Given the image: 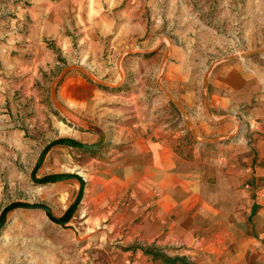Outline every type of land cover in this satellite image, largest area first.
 Returning a JSON list of instances; mask_svg holds the SVG:
<instances>
[{"label":"crops","instance_id":"0c3cea01","mask_svg":"<svg viewBox=\"0 0 264 264\" xmlns=\"http://www.w3.org/2000/svg\"><path fill=\"white\" fill-rule=\"evenodd\" d=\"M230 1L225 4L230 6ZM24 3L29 6L24 8ZM246 9L258 20L264 0H247ZM84 12L51 0H0V200L3 178H24L16 167L17 154L35 155L33 142L24 138L26 130L34 132L43 124L46 108L40 103L49 74L58 68V59L72 57L67 33L81 28ZM177 53L185 59L169 63V90L195 134L217 140L180 145L177 138L185 133L159 116L156 102L148 105L146 114L126 117L112 135L105 133L113 147L105 148L104 165L92 162V173L105 174V185L95 189L105 198L94 205L113 222L110 231H117L116 221L129 229L123 246L134 253L110 256L98 264H166L133 249V241L143 247L190 249L195 264H264V55L215 65L204 89L208 69L183 51ZM93 61H100L97 54ZM139 61L135 57L121 62L124 80L134 74L136 87L154 78V71L140 72ZM105 63L97 75L113 76L115 70ZM87 85L89 116L98 101L117 103V96ZM70 94L77 100L75 84ZM139 97L134 94L132 102L139 105ZM67 197L60 195V201ZM118 206L124 208L121 213ZM41 256L43 263L54 264L52 250H41Z\"/></svg>","mask_w":264,"mask_h":264},{"label":"rangeland","instance_id":"374dc122","mask_svg":"<svg viewBox=\"0 0 264 264\" xmlns=\"http://www.w3.org/2000/svg\"><path fill=\"white\" fill-rule=\"evenodd\" d=\"M51 1L63 7L85 8L80 15L84 24L67 33L74 52L70 60L58 59V68L49 74L45 98L40 103L46 108L41 113L43 124L34 132L26 130L24 138L33 142L31 149L35 155H26L25 159L20 154L16 156V167L22 170L24 178L2 179L5 185L0 217L7 206L42 204L52 220L43 209L9 210L0 227V264H45L41 250L46 249L55 253L54 264H98L110 256L118 255L119 259L121 253L132 251L123 246L129 229L116 221L117 231H110L113 222L94 205L105 198L98 197L95 191L96 185H105V174L92 173V162L104 165V150L113 147L105 133L112 135V130L122 126L126 117L139 111L146 114L148 105L156 102L159 116L168 119L165 121L175 131L185 133L177 138L180 145L202 146L205 140L216 141L190 133L186 112L169 90L166 80L169 63L185 59L177 53L183 51L190 61L210 69L230 58L264 48V14L258 20L252 19L246 9L247 0H231L230 6L225 4L226 0ZM27 6L24 3V8ZM93 45L97 46L95 50ZM96 54L100 58L97 63L93 61ZM262 55L264 51L250 59ZM135 57L140 60L141 73L154 71L150 84L145 79L144 85L136 87L134 74H128L124 80L121 62ZM245 60L248 59L235 61ZM103 61H109L108 66L113 67V76H98L101 67L107 66ZM204 74L205 78L207 72ZM87 83L102 94L117 96V103L98 101L92 117L89 116ZM73 84L78 89L77 100L70 94ZM134 94L140 96L139 105L132 102ZM135 105L141 108L135 111ZM108 106L116 108L107 111ZM34 137L37 139L33 141ZM60 195L68 197L60 201ZM123 210L118 206V212ZM133 223L138 224L139 220ZM133 242V249L160 250L167 259L177 257L181 258V264H195L189 258L190 249H161L154 244L143 247L142 242ZM128 257L131 259L132 255Z\"/></svg>","mask_w":264,"mask_h":264},{"label":"water","instance_id":"95a60500","mask_svg":"<svg viewBox=\"0 0 264 264\" xmlns=\"http://www.w3.org/2000/svg\"><path fill=\"white\" fill-rule=\"evenodd\" d=\"M263 51H264V48H261L260 50H256V51L248 52V53L243 54V56L230 58V59H228V60H230V61H235V60L250 59L251 57H253V56H255V55H257V54H259V53H261V52H263ZM210 70H211V68L208 69L207 74H206L205 78L203 79V81H204L203 88H204V89H206V86H207V81H206V79H207V75L209 74V71H210ZM171 99H172V97H171ZM175 103L178 105V103H177L176 101H175ZM178 106H179V105H178ZM188 129H189L190 133H191L192 135H194V137H196L195 133L192 131L191 126H190L189 124H188ZM203 143H210V142H209L208 140H205V141H203ZM46 152H47V150L43 151V153H42L41 156L45 155ZM39 161H41V159H40ZM47 182H53V181H47ZM47 182H46V183H47ZM19 208H21V209H28V210L43 209V210H45V212L47 213L49 219L52 220V218H51V216H50V214H49V212H48V209L46 208L45 205H42V204H33V205L19 204V205H11V206H7V207H5V208L2 210V214H1V217H0V227H1L2 224H3V221H4L5 217H6V215L10 212L9 210H11V209H19ZM72 211H73V209L71 210L70 213H72Z\"/></svg>","mask_w":264,"mask_h":264},{"label":"trees","instance_id":"16d2710c","mask_svg":"<svg viewBox=\"0 0 264 264\" xmlns=\"http://www.w3.org/2000/svg\"><path fill=\"white\" fill-rule=\"evenodd\" d=\"M143 253L149 255L152 259L156 260V261H163L166 264H181L182 260H180L181 258H172V259H167L165 257V255L163 253H161L160 250H151V249H144ZM181 262V263H180Z\"/></svg>","mask_w":264,"mask_h":264},{"label":"bare ground","instance_id":"6f19581e","mask_svg":"<svg viewBox=\"0 0 264 264\" xmlns=\"http://www.w3.org/2000/svg\"><path fill=\"white\" fill-rule=\"evenodd\" d=\"M85 123V122H84ZM85 126V125H84ZM100 135V134H99ZM79 138V137H78ZM135 138V137H134ZM133 138V139H134ZM80 139V138H79ZM132 153V152H131ZM126 156V155H125ZM117 166V165H116ZM82 175V174H81ZM87 177V176H86ZM71 178V177H70ZM88 180V179H87ZM85 181V180H84ZM89 181V180H88ZM75 187V186H74ZM164 190V189H163ZM78 193V192H77ZM85 193V192H84ZM83 197V196H82ZM81 200V199H80ZM65 218V217H64ZM93 221V220H92ZM98 222V221H97ZM98 224V223H97Z\"/></svg>","mask_w":264,"mask_h":264}]
</instances>
